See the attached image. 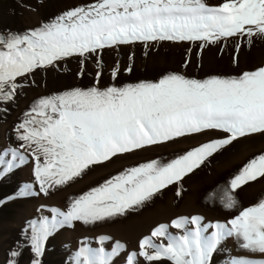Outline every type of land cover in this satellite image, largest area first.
<instances>
[{"label": "snow or ice", "instance_id": "snow-or-ice-1", "mask_svg": "<svg viewBox=\"0 0 264 264\" xmlns=\"http://www.w3.org/2000/svg\"><path fill=\"white\" fill-rule=\"evenodd\" d=\"M234 37H247L249 43L253 37L264 39V0H222L216 5L208 0H93L37 28L0 32V104L14 102L23 87L19 79L56 67L67 58H83L79 73L83 75L87 55L104 48L137 42L150 46L151 42L199 41L203 49ZM236 49L238 52L239 44ZM131 70V66L126 69ZM118 73L117 65L113 78ZM207 130H218L224 136L167 164L152 161L124 169L72 198L67 211L54 209L51 220L42 217L32 222L30 240L35 256L42 254L44 242L58 229L74 222H106L136 211L239 139L264 135V65L235 77L201 80L169 73L156 82L73 88L34 101L17 127V139L35 162L34 175L44 194L83 178L93 166L111 162L118 155ZM9 153L12 158L5 160ZM26 162L17 149L4 150L0 177ZM258 178H264V154L248 161L230 181L231 191L225 189L219 197L223 207H235L236 191ZM26 188L28 191L17 195L35 194L31 185ZM5 202L0 200V204ZM202 219L178 217L157 225L138 241V251L129 253L125 264H139L140 258L145 264H211L219 246L229 238L248 255L230 257L227 264H264V258H255L264 257V200L226 223H202ZM98 239L103 243L109 238ZM124 247L119 241L111 251L84 245L73 264H113ZM32 264L38 261L33 259Z\"/></svg>", "mask_w": 264, "mask_h": 264}, {"label": "rangeland", "instance_id": "rangeland-1", "mask_svg": "<svg viewBox=\"0 0 264 264\" xmlns=\"http://www.w3.org/2000/svg\"><path fill=\"white\" fill-rule=\"evenodd\" d=\"M93 0H0V32L8 30L24 32L50 22L55 17L73 8L92 3ZM222 0H208L216 5ZM240 45L237 52L236 45ZM238 59L234 61V57ZM129 57H132L130 60ZM99 58L100 63H97ZM74 56L58 62L56 67L37 70L18 83L14 102L0 104V153L17 149L26 156L27 162L0 177V264H73L76 253L84 245L95 249L104 247L111 251L119 241L124 250L113 264H125L129 253L138 251V241L159 224H169L178 217H202V223H226L239 215L240 211L264 200V178L249 182L235 193L237 204L232 209L223 207L219 197L230 189V181L252 158L264 154V135L241 138L226 149L208 158L193 173L177 184L169 185L153 199L136 211L114 220L85 225L74 222L55 231L45 242L41 255L35 256L31 248V223L42 217L52 219L54 212L68 210L70 200L92 187L117 175L124 169L157 161L167 164L187 151L219 139L224 134L218 130H207L201 134L188 135L174 142L147 146L130 153L118 155L99 166H93L83 178L66 186L40 192V185L34 175L35 162L32 156L20 148L17 127L24 121L34 101L40 97L58 94L73 88L124 87L140 82H156L169 73H179L188 78L206 79L211 76L235 77L245 71L264 65V39L259 37H234L222 39L201 49L200 42H151L145 46L135 44L119 45L98 50L84 59L83 75L81 60ZM185 61H188L185 66ZM119 66L118 75L113 78L112 70ZM131 66V72L126 69ZM97 72L100 76L97 77ZM9 153L5 160L11 159ZM18 162V161H17ZM4 165H0L2 169ZM31 185L33 195H17L28 191ZM180 195L177 196V191ZM8 197H15L8 199ZM194 227V226H190ZM173 234L179 230L170 228ZM211 230H209L210 234ZM99 237H108L103 243ZM12 252L18 255L11 256ZM248 255L242 251L233 238L219 246L211 264H227L230 257ZM264 258V257H255ZM139 264H145L142 258ZM168 264V262H164Z\"/></svg>", "mask_w": 264, "mask_h": 264}]
</instances>
